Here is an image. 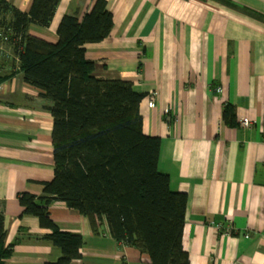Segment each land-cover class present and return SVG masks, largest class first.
I'll return each mask as SVG.
<instances>
[{
  "label": "crops",
  "instance_id": "0c3cea01",
  "mask_svg": "<svg viewBox=\"0 0 264 264\" xmlns=\"http://www.w3.org/2000/svg\"><path fill=\"white\" fill-rule=\"evenodd\" d=\"M32 1L7 0L23 13ZM95 1L60 0L50 26L31 25L29 34L55 43L62 17L81 21ZM105 1L113 29L85 45V58L95 64L93 77L131 83L143 95L142 132L160 141L158 170L187 197L182 247L190 263L264 264V0ZM2 47L0 213L5 245L14 244L7 264L55 263L61 253L47 240L50 231L22 216L18 202L20 194L41 196L53 178L51 102L23 80L10 46ZM241 119L252 126L240 128ZM49 216L82 238L73 264H151L115 241L104 220L94 232L63 202ZM229 222L233 234H219L216 225Z\"/></svg>",
  "mask_w": 264,
  "mask_h": 264
},
{
  "label": "trees",
  "instance_id": "16d2710c",
  "mask_svg": "<svg viewBox=\"0 0 264 264\" xmlns=\"http://www.w3.org/2000/svg\"><path fill=\"white\" fill-rule=\"evenodd\" d=\"M59 2L33 0L23 13L0 0V46L7 39L23 80L51 102L53 121V178L41 196H18L22 216L50 231L47 240L61 253L50 264H73L83 243L53 224L54 202L86 217L94 232L104 220L115 241L147 255L151 264H191L182 247L187 197L172 192L169 177L158 170L160 141L142 132L143 95L131 83L93 77L95 64L85 58V45L104 41L113 29L106 1L96 0L81 21L64 15L55 43L31 36V25L50 26ZM223 120L234 125L231 107ZM6 235L0 213V264L12 255Z\"/></svg>",
  "mask_w": 264,
  "mask_h": 264
},
{
  "label": "built area",
  "instance_id": "2783aa9c",
  "mask_svg": "<svg viewBox=\"0 0 264 264\" xmlns=\"http://www.w3.org/2000/svg\"><path fill=\"white\" fill-rule=\"evenodd\" d=\"M2 41H3L2 44H6L7 39L3 38ZM3 49L4 48L1 45L0 46V52H2ZM220 91H221L220 88H217L216 92H220ZM151 100H153V97H151ZM239 126L242 129H249L252 125H251V122L248 119H241L240 122H239ZM263 141H264V138H263ZM216 227H217V232L219 234L229 235V236H231L233 234V232H232L233 229H232V226H231L230 222L226 226L218 224V225H216ZM245 238H248L247 234L245 235Z\"/></svg>",
  "mask_w": 264,
  "mask_h": 264
}]
</instances>
